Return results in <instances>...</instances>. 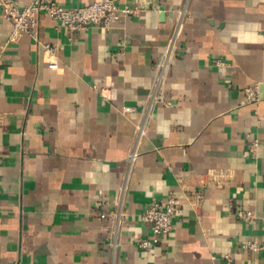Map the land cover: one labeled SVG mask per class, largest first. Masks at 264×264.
<instances>
[{"label": "crops", "instance_id": "obj_1", "mask_svg": "<svg viewBox=\"0 0 264 264\" xmlns=\"http://www.w3.org/2000/svg\"><path fill=\"white\" fill-rule=\"evenodd\" d=\"M115 1L138 11L72 41L41 14L38 40L10 43L14 25L0 7V264H225L226 255L264 264V253L244 248L264 242V0ZM186 8L113 251L100 213L118 207L137 125ZM254 85L259 100L248 103ZM217 171L230 177L222 186ZM170 197L181 202L171 234L140 250L151 233L145 210Z\"/></svg>", "mask_w": 264, "mask_h": 264}, {"label": "built area", "instance_id": "obj_2", "mask_svg": "<svg viewBox=\"0 0 264 264\" xmlns=\"http://www.w3.org/2000/svg\"><path fill=\"white\" fill-rule=\"evenodd\" d=\"M0 7L3 9V16L11 21L14 25L9 42H17L23 35H29L35 40H38L39 16L47 15L50 18L60 22L67 30L69 40L72 41L78 31H83L92 27H103L111 29L120 17H128L137 13V9L130 7H120L115 0H105L95 2L90 5H85L75 8H64L55 0H30L27 5H22L18 0H0ZM187 8L181 13L174 36L172 37L169 50L161 61L160 72L155 79L152 93L150 95L148 105L143 114L142 120L137 125L136 141L132 152L128 158V173L124 179L120 190L118 207L115 210L104 211L100 213V219L105 223L107 231V241L116 251L119 245V235L125 224L126 213L123 209V201L128 188V181L132 167L138 157V146L141 139L145 136L148 125L152 119L154 109L160 102V93L163 86L165 76L167 74L169 60L172 51L175 49L177 35L183 18L186 15ZM46 52L48 55V66L50 69H57L58 62L51 60L55 56L54 48L47 46ZM218 66H224L223 62H217ZM2 68L0 66V79ZM244 94L248 103L259 100V86H249L244 89ZM167 106L170 103H165ZM130 107L124 108L125 112H131ZM253 145L256 147L257 143ZM212 176H216L213 184L222 186L226 182L228 174L225 171H217ZM199 197V196H198ZM201 199V196L199 197ZM192 206H196L192 201V196L188 198ZM181 207V202L176 197H170L165 202L151 204L144 213L146 220L150 223L151 233L149 236L141 238L136 243V246L142 251H152L160 244L162 239L168 237L173 229L174 217ZM245 221L251 223L254 220L252 212H245L243 215ZM244 248L252 253H264L263 243H247ZM225 264H233V260L229 255L224 257Z\"/></svg>", "mask_w": 264, "mask_h": 264}, {"label": "water", "instance_id": "obj_3", "mask_svg": "<svg viewBox=\"0 0 264 264\" xmlns=\"http://www.w3.org/2000/svg\"><path fill=\"white\" fill-rule=\"evenodd\" d=\"M145 2H146V6H147V8L149 9V8H151V5H152V0H145ZM165 13H163L162 15H161V17L162 18H164V15Z\"/></svg>", "mask_w": 264, "mask_h": 264}]
</instances>
